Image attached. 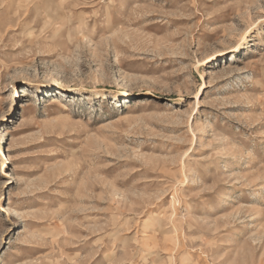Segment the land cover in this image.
Here are the masks:
<instances>
[{"label":"rangeland","instance_id":"1","mask_svg":"<svg viewBox=\"0 0 264 264\" xmlns=\"http://www.w3.org/2000/svg\"><path fill=\"white\" fill-rule=\"evenodd\" d=\"M0 264H264V0H0Z\"/></svg>","mask_w":264,"mask_h":264}]
</instances>
